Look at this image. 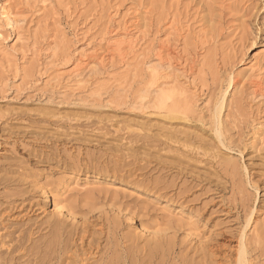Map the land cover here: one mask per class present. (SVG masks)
Returning <instances> with one entry per match:
<instances>
[{"label": "rangeland", "instance_id": "rangeland-1", "mask_svg": "<svg viewBox=\"0 0 264 264\" xmlns=\"http://www.w3.org/2000/svg\"><path fill=\"white\" fill-rule=\"evenodd\" d=\"M228 84L222 145L213 113ZM167 91L186 120L154 109ZM9 164L51 191L32 221L78 203L120 207L140 246L166 233L176 254L206 246L211 264H233L238 191L255 195L251 180L264 201V0H0V166Z\"/></svg>", "mask_w": 264, "mask_h": 264}, {"label": "bare ground", "instance_id": "bare-ground-1", "mask_svg": "<svg viewBox=\"0 0 264 264\" xmlns=\"http://www.w3.org/2000/svg\"><path fill=\"white\" fill-rule=\"evenodd\" d=\"M6 18L8 17L6 16ZM6 20L11 21L9 18ZM132 40L134 41L133 38ZM132 40L130 37L128 42L131 43L133 42ZM114 44H116L113 45L115 53L119 54L124 50L125 45L123 42ZM153 71L155 72L154 75L157 76L159 74V72H156L157 70ZM230 86L231 84H228L221 93L220 98L216 101L213 113L212 129L216 139L222 145L226 141L224 139L226 130L221 120V113ZM167 92L157 96L159 98L157 101L155 100L157 102L156 106H154V109L157 110L155 111L162 113L166 119H171L172 121L177 118L175 115H178V113L179 117L186 120L190 111L182 110L179 107L181 104L178 105L179 102H176L177 107L173 103H168L171 106L166 104V99L167 102L169 98H171L170 102L174 99L172 96L167 97V94L171 93ZM172 102L175 103V100ZM178 107L182 111L177 109ZM120 159L119 157L114 161L110 160L108 162L112 164L110 170L114 174L120 169ZM38 161V163H47L51 161V158L40 156ZM26 163L24 161V164H18L25 166ZM62 164L65 165L63 162ZM225 164L226 172H228V169L229 171L232 169L231 176L236 175V171H238L237 164L229 160ZM75 165L80 168V165ZM8 167L5 169V165L0 166V192L3 191L0 193V264L212 263V258L203 252L206 246L198 249L191 247L185 254H176L177 249H175L176 246L173 243L174 241H172L173 238L171 237V241L168 240L169 238L166 239L164 237L166 233L164 236L161 233H157L145 245L140 246L141 238L123 233L125 227L120 217V212L123 209L116 207L118 202L115 200L112 206L116 207L118 214L112 220L109 219L110 217L107 214H116L115 209L110 208L108 213L105 214L102 211L97 212L95 203L94 205H90V203L83 206L78 203L76 206L67 208V214L53 215L46 221H42V219L32 221L33 216L38 211L37 207L43 203L41 198L44 194H51V191L45 193L43 188L37 187L36 181H28L22 178L19 173L16 175L17 171L12 169L13 164H9ZM30 174L26 175L27 179H29ZM23 175L25 174L23 173ZM131 176L132 174L129 172L122 177L130 178ZM232 178L234 177L232 176ZM139 181L144 182V179ZM248 185L255 191V195H246L244 192L238 191L239 194L236 199L237 207L244 217V224L243 230L239 235L237 259L233 264H259L260 261L264 260V220H262V224H257L254 228L253 231H256L255 235L253 234L254 236L248 237L245 231L252 226L255 218L260 213H264V201L257 198L258 186L251 184V180ZM231 186L233 193L235 191L236 194L234 183L231 182ZM5 189H11V193H6ZM133 210L134 208H129L128 213H132ZM98 225L100 226L97 227ZM200 251L201 254H199ZM191 253L194 254L189 257ZM197 258H201V260L196 262ZM208 261L210 263H207Z\"/></svg>", "mask_w": 264, "mask_h": 264}]
</instances>
